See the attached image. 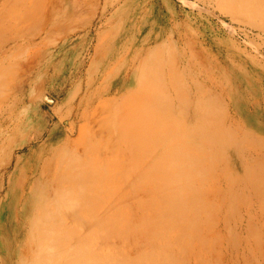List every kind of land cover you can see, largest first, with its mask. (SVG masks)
I'll return each instance as SVG.
<instances>
[{"label":"rangeland","instance_id":"1","mask_svg":"<svg viewBox=\"0 0 264 264\" xmlns=\"http://www.w3.org/2000/svg\"><path fill=\"white\" fill-rule=\"evenodd\" d=\"M0 264H264V0H0Z\"/></svg>","mask_w":264,"mask_h":264},{"label":"bare ground","instance_id":"2","mask_svg":"<svg viewBox=\"0 0 264 264\" xmlns=\"http://www.w3.org/2000/svg\"><path fill=\"white\" fill-rule=\"evenodd\" d=\"M14 149H15V148H14ZM29 154H30V153H29ZM60 194H61V193H60ZM41 236H42V235H41ZM41 236H40V237H41ZM46 236H47V235H46ZM40 239H41V238H40ZM42 241H43V240H42ZM44 241H47V240H44ZM42 244H43V243H42ZM38 245H39V244H38ZM36 246H37V245H36ZM39 246H40V245H39Z\"/></svg>","mask_w":264,"mask_h":264}]
</instances>
